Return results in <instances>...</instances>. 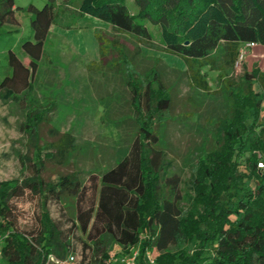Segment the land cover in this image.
<instances>
[{"label":"trees","instance_id":"trees-1","mask_svg":"<svg viewBox=\"0 0 264 264\" xmlns=\"http://www.w3.org/2000/svg\"><path fill=\"white\" fill-rule=\"evenodd\" d=\"M134 1L137 17L125 0H81L79 15L106 22L115 32L141 41L151 39V34L136 20L158 25L166 52L182 59L199 91L209 90L201 76L203 67L219 73L224 114L216 126L215 147L203 153L193 170L189 208H183L182 179L169 172L164 149L167 121L163 117L172 107V89L159 69L140 77L126 51L116 49L121 59L113 66H125L135 109V141L120 150L113 167L100 175L90 174L89 182L78 171L61 173L55 181L45 179V161L38 155L33 176L0 182L4 240L0 255L5 264H48L50 256L60 262L71 257V237L49 212L53 200L72 228L87 236L84 249L92 251L96 264L109 260L104 241L108 237L123 255L138 250L136 264H149L148 252L155 253L154 264H264V170L258 168L260 158L264 160V71L254 65L234 79L241 46L264 47V0ZM72 4L73 0H49L42 9L33 5L26 9L32 14L33 29V41L23 45L29 64L10 52L12 74L0 83V100L19 101L32 95L51 29ZM19 10L24 9L17 8L15 0H0V26L19 25ZM96 38L104 63L116 43L110 41L113 46L108 51L105 40L109 39L99 33ZM97 67L91 63L88 69ZM118 72L121 75L122 68ZM194 115L199 116L197 112L190 116ZM44 120V113L30 112L26 132L39 155L48 150V161L69 167L76 152L75 137L53 127L56 140L41 146L39 126ZM27 193L37 197L39 206L36 228L30 234L17 230L12 205Z\"/></svg>","mask_w":264,"mask_h":264},{"label":"rangeland","instance_id":"rangeland-1","mask_svg":"<svg viewBox=\"0 0 264 264\" xmlns=\"http://www.w3.org/2000/svg\"><path fill=\"white\" fill-rule=\"evenodd\" d=\"M48 2L15 0L16 7L24 10L16 13L19 25L0 26V83L12 74L10 52L29 64L23 45L33 41V29L32 14L26 9L30 5L42 9ZM80 3L81 0H73L70 10L56 19L45 43L32 95L29 98L20 96L19 101L0 100V182L33 176L37 155L45 161L43 177L52 181L61 173L78 171L82 179L89 182L90 174L100 175L116 164L120 150L130 147L138 132L132 97L126 85L125 66H113L121 59L116 51L120 49L126 51L129 63L134 64L140 77L159 69L164 74L165 84L172 89V107L163 117L167 121L164 149L169 172L182 179L183 208L187 210L193 198V170L203 153L215 147L216 126L224 114L219 73L208 66L203 67L201 76L209 90L199 91L182 59L166 52L158 25L148 20H136L151 34V39L141 41L115 32L106 22L80 16ZM125 5L133 15H139L134 0H125ZM98 33L109 39L105 40L108 51L113 46L110 41L116 43L115 50L104 63L96 38ZM91 63L98 67L89 70ZM254 65L264 71V47L241 46L234 79L238 80L245 69L251 70ZM30 112L31 115L42 112L45 116L39 126L41 146L56 140L51 132L53 127L62 134L71 133L75 137L76 152L69 167L48 161V150L38 154L36 142L25 127ZM196 112L199 116H190ZM261 118L264 123V101ZM12 205L17 230L26 234L33 232L39 212L37 197L27 193L23 198L13 200ZM48 207L52 219L71 237L73 264H96L92 251L84 249L89 243L87 236L80 229L72 228L71 220L58 203L51 200ZM0 240L3 245L4 240ZM104 241L109 260L128 256L123 255L122 248L113 239L108 237ZM150 254L155 258V253ZM0 264H5L1 255Z\"/></svg>","mask_w":264,"mask_h":264},{"label":"built area","instance_id":"built-area-1","mask_svg":"<svg viewBox=\"0 0 264 264\" xmlns=\"http://www.w3.org/2000/svg\"><path fill=\"white\" fill-rule=\"evenodd\" d=\"M246 47H255L258 46L256 44H247L245 45ZM260 158V157H259ZM258 168L261 170H264V160H262L260 158V160L258 161ZM2 247V243L0 240V250ZM151 252H148L147 254V262L149 264H154L155 263V258L152 257V255L150 254ZM138 257V250H133L132 253L129 256H122L121 258L117 259L116 261H114L113 259L108 260L105 264H136V260ZM75 261V258L73 256L69 257L67 260L60 262L58 260H56L53 256H50L48 259V264L49 263H56V264H73Z\"/></svg>","mask_w":264,"mask_h":264}]
</instances>
